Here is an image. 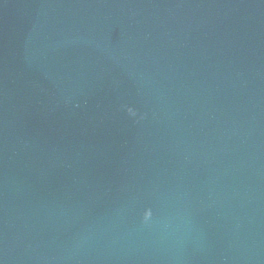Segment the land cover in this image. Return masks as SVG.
<instances>
[{
  "label": "water",
  "instance_id": "obj_1",
  "mask_svg": "<svg viewBox=\"0 0 264 264\" xmlns=\"http://www.w3.org/2000/svg\"><path fill=\"white\" fill-rule=\"evenodd\" d=\"M0 264H264V0H0Z\"/></svg>",
  "mask_w": 264,
  "mask_h": 264
}]
</instances>
